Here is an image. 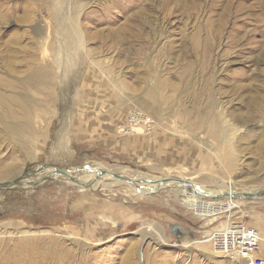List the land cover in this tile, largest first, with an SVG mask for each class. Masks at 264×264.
<instances>
[{
	"label": "rangeland",
	"instance_id": "obj_1",
	"mask_svg": "<svg viewBox=\"0 0 264 264\" xmlns=\"http://www.w3.org/2000/svg\"><path fill=\"white\" fill-rule=\"evenodd\" d=\"M18 43L34 66L43 60L64 70L67 83L29 90L45 110L32 121L40 144L34 159L5 133L0 110V171L13 161L20 166L0 183L21 178L0 187V264H31L34 254L50 253H63L61 264H243L214 241L224 222L238 221L259 234L264 257V198L201 217L169 186L92 191L52 175L22 185L51 168L46 163L69 172L89 163L88 171L127 166L222 188L217 193L263 189L264 0H0V75L9 78L3 72ZM89 79L93 87L84 85ZM63 115L78 140L49 157L39 135L54 138ZM214 122L219 135L210 131ZM228 151L230 168L221 162ZM223 200L202 197L208 206ZM48 264L58 263L52 257Z\"/></svg>",
	"mask_w": 264,
	"mask_h": 264
},
{
	"label": "bare ground",
	"instance_id": "obj_2",
	"mask_svg": "<svg viewBox=\"0 0 264 264\" xmlns=\"http://www.w3.org/2000/svg\"><path fill=\"white\" fill-rule=\"evenodd\" d=\"M74 19L75 16L73 15L72 21ZM22 20L26 21L28 20V17L24 16ZM16 46L20 49V51L13 53L14 59H12L11 61L10 58L9 61L10 66L7 67L3 72L6 73V75H8L9 78L5 76V74L0 75V86L6 88V90L10 92L9 94L7 92L0 90V110L2 111V113L6 118V124L3 125V129L7 135L14 138L16 143L21 145L19 148L25 150V155H27L28 159H34L35 155L37 154L36 149L39 148L40 144L38 141H35L33 138V134H36L37 131L34 128L32 121L35 119V114H37L36 112L38 111V108H40L42 114H45V110L41 108L43 107L41 103H38V101L32 97L29 90L39 92L46 88L59 85L60 83L65 84L67 83V79L65 78L64 70L52 69L43 60H41V64L39 66H34L36 59L33 58V56L30 55V53L23 52L22 46L19 43L16 44ZM196 46H197V41L195 40V47ZM27 56L30 59H27ZM96 78L98 79V81H100V78L98 76ZM93 82L94 81L92 79H89L84 81V85L93 87ZM95 92L96 90L93 89L92 93ZM108 92L109 90L106 93L108 94ZM49 101L51 102L52 99L50 98ZM92 103H93V99L91 96H89L88 101L85 102L84 104L89 106ZM64 117H66L65 121H68V123L65 124L66 126L62 122V119ZM64 117L62 118L61 116L60 121L57 122L59 123L61 130H59V128L57 127V129L55 130L54 138L47 137V135L44 136L43 134H41L42 136L39 135L40 138L42 137V139L39 141L42 147L44 148L40 151H42V153L48 152V154L50 155L49 157H54L59 154H64L66 152V151L64 152V150L67 149L68 144L71 141L72 143H74L76 140H78L79 135L74 130L67 129L70 122L69 120L70 116H64ZM2 119L3 118L0 117V123H2L3 121ZM76 124H78L77 120L74 121L73 125ZM134 129L138 130L139 128L136 127ZM228 130H230V128H228ZM228 130H226V132H228ZM210 131L213 135H219L222 129L219 123L214 122L212 127H210ZM224 140H226V138ZM53 141H54L55 150L52 149L49 150V147ZM257 148L260 150L261 146H258ZM221 162L227 168H230L235 163L234 154L228 151L221 158ZM19 167L20 166L17 164L16 161H13L11 164L6 165L0 171V180L7 179L10 176L16 175L17 173L16 170ZM91 167H92L91 164L85 163L79 166L76 165V168L73 167L75 171L72 172L66 171L69 176L75 179V181L71 180V178H68L66 176H62V175L59 176V174H55V175L52 174L53 171L51 172V170L53 167L43 171L42 172V174H44L43 176L41 173L32 175L31 172H25V175L27 173L28 175H32L33 177L30 178L29 180L24 181L22 185L32 188L40 184L43 180L45 179L49 180V178L51 179L52 176H55L58 179L59 177L64 178L63 180H65L67 183L71 182L72 184H78L80 185L81 189H89L92 191L93 190L96 191L99 189L100 190L106 189L107 187H112L114 184L116 185L118 183L119 184L128 183L130 186L133 185L131 186L133 190L134 191L136 190L138 194H140L141 192L144 193L154 188L156 184L153 181L154 180L157 181L161 179V178L153 177L152 175H149L144 172H139L135 170L132 171L129 168H127V166H119L113 169L111 168L104 169L106 168L104 167L100 170L96 168L95 170L88 171V169H91ZM115 174H119L121 176L130 179L132 183H129L126 180L115 177ZM169 177L170 176L168 175L164 178H169ZM19 179L21 180V178ZM19 179L17 178L14 180L6 181L5 183L7 184L4 185V187L9 188V186L15 185L18 181H20ZM180 179L184 180V182H169L164 186H169L171 193H173L179 200L185 202L188 206L196 207L201 217L208 216L212 213L222 212L225 210L227 211L230 208L234 207L236 205L235 202H239V199H244L242 196L237 197V195H243L246 193H260L264 189V188L261 190L257 189L256 191L250 190V191L236 192L237 189H235L234 187H227V188L225 187L226 189L223 190L226 191L217 193V191H222V188L221 190H219L220 189L219 187H214V186L211 188L210 186H208L206 188L205 186H203L202 183H197V182L195 183L185 178H180ZM220 182L221 181H216L214 184H220ZM223 193H227L230 195L224 197L225 200L223 201H214L210 206L206 205L205 203H202V197L209 199H224L217 197ZM206 195L208 196L213 195L216 197L215 198L207 197ZM251 199H257V198H251ZM228 226L230 225H226V223L224 222V226L221 227L223 231H220V233L219 232L216 233L214 239H216L217 241L224 240V243L226 244V242L229 240L228 237L230 236V233L233 234L231 232L233 225L230 228ZM224 231L226 235L221 234ZM257 235L259 236L258 233ZM152 237L157 240H161V241L163 240V237L161 236L160 232L157 230L153 231ZM259 238L261 242V237L259 236ZM51 242L56 243L54 240H52ZM135 253L137 252L135 251ZM233 253H235V251ZM62 254L60 256H56V255L53 256V253L45 254V256L34 254L32 259L29 260L31 264H48L49 259L54 257L56 259V262L58 264H61L66 259V258L63 259ZM234 257L238 258L236 253L234 254Z\"/></svg>",
	"mask_w": 264,
	"mask_h": 264
},
{
	"label": "built area",
	"instance_id": "obj_3",
	"mask_svg": "<svg viewBox=\"0 0 264 264\" xmlns=\"http://www.w3.org/2000/svg\"><path fill=\"white\" fill-rule=\"evenodd\" d=\"M231 232L233 234L230 233L229 240L226 244H224V240L214 241L223 242L219 246H222V248L229 252L235 251L243 264H264V258L258 256L261 242L254 228L238 221V223H233ZM228 245L230 248L227 247Z\"/></svg>",
	"mask_w": 264,
	"mask_h": 264
},
{
	"label": "water",
	"instance_id": "obj_4",
	"mask_svg": "<svg viewBox=\"0 0 264 264\" xmlns=\"http://www.w3.org/2000/svg\"><path fill=\"white\" fill-rule=\"evenodd\" d=\"M49 166H51V167H53V172H52V174H59V175H62V176H66V177H68V178H71V180H73V181H75V179L74 178H72L71 176H69L68 174H67V172L66 171H64L63 169H61V168H59L58 166H56V165H54L53 163H46V164H44L43 166H42V168H44V167H49ZM115 177H117V178H120V179H123V180H126L127 182H129V183H132V181L130 180V179H128V178H126V177H124V176H121V175H119V174H115ZM155 184H156V186L154 187V188H152V189H150V190H152V191H155V190H157V189H159V188H161V187H163L164 185H166L167 183H169V182H184V180H182V179H180V178H172V177H169V178H161L160 180H157V181H153ZM7 183H2V184H0V186H4V185H6ZM156 187H158L157 189H155ZM150 190H148V191H150ZM228 195H230V194H227V193H223V194H220L219 196H217V197H219V198H224V197H226V196H228ZM207 197H213V198H215L216 196H213V195H206ZM238 196H242L244 199H251V198H264V189L260 192V193H246V194H243V195H237V197ZM169 228H170V230L174 233V234H176L177 236H178V234H180V229L182 228V226H180L179 224H169ZM185 235H187V236H190V237H192L193 238V236H194V233L192 232V231H190V230H188L185 234H184V236ZM179 237H181V236H179Z\"/></svg>",
	"mask_w": 264,
	"mask_h": 264
},
{
	"label": "flooded vegetation",
	"instance_id": "obj_5",
	"mask_svg": "<svg viewBox=\"0 0 264 264\" xmlns=\"http://www.w3.org/2000/svg\"><path fill=\"white\" fill-rule=\"evenodd\" d=\"M180 226H181V224H179ZM188 230L187 229H184V227H182L181 229H180V234H178V236H184V234L187 232Z\"/></svg>",
	"mask_w": 264,
	"mask_h": 264
},
{
	"label": "crops",
	"instance_id": "obj_6",
	"mask_svg": "<svg viewBox=\"0 0 264 264\" xmlns=\"http://www.w3.org/2000/svg\"><path fill=\"white\" fill-rule=\"evenodd\" d=\"M258 256H260V250H259V252H258ZM260 257H262V256H260ZM264 258V257H263Z\"/></svg>",
	"mask_w": 264,
	"mask_h": 264
}]
</instances>
